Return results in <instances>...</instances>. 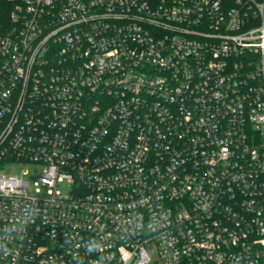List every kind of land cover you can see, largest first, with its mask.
I'll return each instance as SVG.
<instances>
[{
  "label": "built area",
  "instance_id": "2783aa9c",
  "mask_svg": "<svg viewBox=\"0 0 264 264\" xmlns=\"http://www.w3.org/2000/svg\"><path fill=\"white\" fill-rule=\"evenodd\" d=\"M7 1L0 264H264V0Z\"/></svg>",
  "mask_w": 264,
  "mask_h": 264
},
{
  "label": "rangeland",
  "instance_id": "374dc122",
  "mask_svg": "<svg viewBox=\"0 0 264 264\" xmlns=\"http://www.w3.org/2000/svg\"><path fill=\"white\" fill-rule=\"evenodd\" d=\"M41 169L42 167L38 165L12 163L9 164L1 173L5 175H20L24 170H27L29 172V175L26 177V179L30 182V186H32V183L37 179ZM61 190L64 192V189ZM30 194H33L32 190L30 191Z\"/></svg>",
  "mask_w": 264,
  "mask_h": 264
},
{
  "label": "trees",
  "instance_id": "16d2710c",
  "mask_svg": "<svg viewBox=\"0 0 264 264\" xmlns=\"http://www.w3.org/2000/svg\"><path fill=\"white\" fill-rule=\"evenodd\" d=\"M11 4L7 0H0V16L6 20Z\"/></svg>",
  "mask_w": 264,
  "mask_h": 264
}]
</instances>
